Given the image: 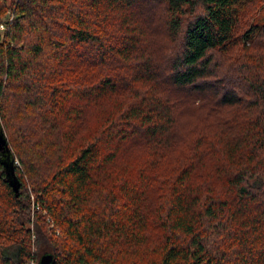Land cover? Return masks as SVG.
Listing matches in <instances>:
<instances>
[{"label":"trees","instance_id":"16d2710c","mask_svg":"<svg viewBox=\"0 0 264 264\" xmlns=\"http://www.w3.org/2000/svg\"><path fill=\"white\" fill-rule=\"evenodd\" d=\"M9 9L0 264H264V0Z\"/></svg>","mask_w":264,"mask_h":264},{"label":"rangeland","instance_id":"374dc122","mask_svg":"<svg viewBox=\"0 0 264 264\" xmlns=\"http://www.w3.org/2000/svg\"><path fill=\"white\" fill-rule=\"evenodd\" d=\"M9 15L13 17V14L10 12V9L8 11H6L5 17L3 20H6L7 18H9ZM255 17H256L255 20L257 22H259L260 20H263L264 19V9L260 10V12ZM156 32H158L157 37H159V30H156ZM52 151L55 152L54 158H57V156H59L60 150L57 148V150L55 151V148H54V149H52ZM17 162L20 164L19 159ZM19 167L21 168L20 165H19ZM22 171L24 172L23 169H22ZM26 183H27V180H26ZM27 187L29 188L28 193H29V197H30L31 202H32V205H31L32 209H31V216H27L25 225L30 227V229L33 231L37 218L32 213L35 212L36 210H38L39 207L37 206L36 197H35V194L32 192L33 190H32L31 185L30 184L28 185V183H27ZM43 213L46 214L47 212L44 210ZM8 214H9V210H4V209L0 210V217L5 218V217H7ZM35 215H36V213H35ZM8 218L12 220V215H8ZM2 220H5V219H2ZM34 222H35V224H34ZM37 223L42 224V221L37 220ZM53 225L54 224L51 223L49 225V227H53ZM2 229H3V227H0V241H3V243H5L7 246H10L11 239L10 240L8 239V236L6 235V233L4 231L1 232ZM10 232H12V231H10ZM19 232L20 231H18L17 233L20 234Z\"/></svg>","mask_w":264,"mask_h":264},{"label":"water","instance_id":"95a60500","mask_svg":"<svg viewBox=\"0 0 264 264\" xmlns=\"http://www.w3.org/2000/svg\"><path fill=\"white\" fill-rule=\"evenodd\" d=\"M2 149H6V151H9L10 149L5 133L3 131L0 132V150ZM12 172H13V176L12 178H10L9 181L17 194V191L20 189V182L19 179L16 178L17 176L15 175L13 170ZM53 259H54L53 254L48 253V254H44L41 257V260H39V262L40 264H51L53 262Z\"/></svg>","mask_w":264,"mask_h":264},{"label":"built area","instance_id":"2783aa9c","mask_svg":"<svg viewBox=\"0 0 264 264\" xmlns=\"http://www.w3.org/2000/svg\"><path fill=\"white\" fill-rule=\"evenodd\" d=\"M13 17L9 15V18H7L6 20H2L0 22V30L5 29L6 25L8 24V20H12ZM27 264H36L35 260L29 261Z\"/></svg>","mask_w":264,"mask_h":264}]
</instances>
